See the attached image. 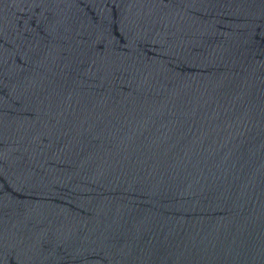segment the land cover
Here are the masks:
<instances>
[{
	"label": "water",
	"instance_id": "obj_1",
	"mask_svg": "<svg viewBox=\"0 0 264 264\" xmlns=\"http://www.w3.org/2000/svg\"><path fill=\"white\" fill-rule=\"evenodd\" d=\"M0 264H264V0H0Z\"/></svg>",
	"mask_w": 264,
	"mask_h": 264
}]
</instances>
